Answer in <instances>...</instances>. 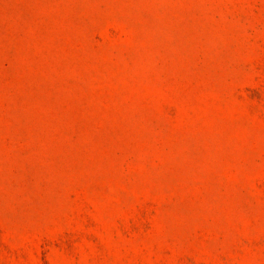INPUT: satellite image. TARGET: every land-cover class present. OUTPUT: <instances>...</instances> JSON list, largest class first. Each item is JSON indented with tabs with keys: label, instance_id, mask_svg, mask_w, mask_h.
<instances>
[{
	"label": "rangeland",
	"instance_id": "obj_1",
	"mask_svg": "<svg viewBox=\"0 0 264 264\" xmlns=\"http://www.w3.org/2000/svg\"><path fill=\"white\" fill-rule=\"evenodd\" d=\"M0 264H264V0H0Z\"/></svg>",
	"mask_w": 264,
	"mask_h": 264
}]
</instances>
